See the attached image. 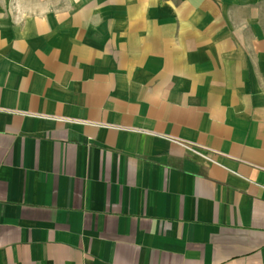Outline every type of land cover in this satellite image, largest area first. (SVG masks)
<instances>
[{"label":"crops","instance_id":"crops-1","mask_svg":"<svg viewBox=\"0 0 264 264\" xmlns=\"http://www.w3.org/2000/svg\"><path fill=\"white\" fill-rule=\"evenodd\" d=\"M0 2V264H264V0Z\"/></svg>","mask_w":264,"mask_h":264},{"label":"rangeland","instance_id":"rangeland-1","mask_svg":"<svg viewBox=\"0 0 264 264\" xmlns=\"http://www.w3.org/2000/svg\"><path fill=\"white\" fill-rule=\"evenodd\" d=\"M19 1H21V0H9V3H11L10 6H17V3H19ZM0 2L4 3L5 0H0Z\"/></svg>","mask_w":264,"mask_h":264}]
</instances>
